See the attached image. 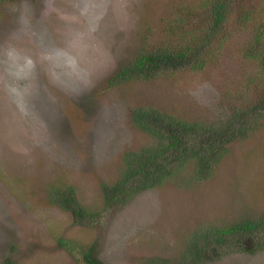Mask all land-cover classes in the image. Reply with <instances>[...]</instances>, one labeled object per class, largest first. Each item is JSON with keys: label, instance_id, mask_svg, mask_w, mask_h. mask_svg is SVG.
<instances>
[{"label": "rangeland", "instance_id": "374dc122", "mask_svg": "<svg viewBox=\"0 0 264 264\" xmlns=\"http://www.w3.org/2000/svg\"><path fill=\"white\" fill-rule=\"evenodd\" d=\"M204 1L0 4V264H82L60 238L86 248L95 243L105 264L149 258L183 264L192 232L264 213V115L255 133L228 145L209 180L167 181L104 207L102 182L119 175L130 151L152 142L133 123V108L216 122L264 93V67L246 55L261 29L264 50V0H239L240 13L248 16L231 15L205 68L106 87L145 47L185 44L196 36L194 27L205 23ZM55 186L75 187L79 201L99 213L89 224L76 223L51 202ZM201 264H264V250L225 253Z\"/></svg>", "mask_w": 264, "mask_h": 264}, {"label": "trees", "instance_id": "16d2710c", "mask_svg": "<svg viewBox=\"0 0 264 264\" xmlns=\"http://www.w3.org/2000/svg\"><path fill=\"white\" fill-rule=\"evenodd\" d=\"M6 1L0 0V4ZM204 5L207 12L202 20L205 23L198 29L194 27L196 36L188 38L185 44L169 42L145 47L106 80V87H115L132 79L150 80L183 68H205L213 51L210 47L222 39L231 15L236 12L247 17L248 12L240 13L239 0H206ZM177 29V25L172 26L174 32ZM191 32L192 29L185 31ZM262 33L261 29L249 41L246 55L260 59L264 67V50L259 46ZM261 115H264V93L244 107L233 108L228 117L216 122L188 121L152 106L133 108V123L147 132L152 142L130 151L119 175L112 181L102 182L104 207L109 209L124 204L141 192L162 186L167 181L197 184L209 180L229 153L228 145L255 133ZM49 195L53 204L71 212L74 221L80 225L89 224L99 213L92 212L79 201L73 186H55ZM187 240L182 253L183 264H201L236 251L256 253L264 250V213L254 220L247 218L228 225L201 227ZM59 243L72 254L79 255L82 264H105L98 256L95 243L87 248L66 238H60ZM144 264L163 262L160 258H149Z\"/></svg>", "mask_w": 264, "mask_h": 264}]
</instances>
